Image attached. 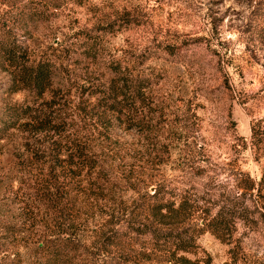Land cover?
Wrapping results in <instances>:
<instances>
[{"label":"rangeland","instance_id":"obj_1","mask_svg":"<svg viewBox=\"0 0 264 264\" xmlns=\"http://www.w3.org/2000/svg\"><path fill=\"white\" fill-rule=\"evenodd\" d=\"M31 31L53 76L38 97L0 71V109L34 112L0 141V263L40 264L41 241L69 229L72 264H175L145 234L119 256L102 241L155 227L159 190L192 205L191 229L237 208L232 243L205 229L178 255L264 264V0H84Z\"/></svg>","mask_w":264,"mask_h":264},{"label":"trees","instance_id":"obj_2","mask_svg":"<svg viewBox=\"0 0 264 264\" xmlns=\"http://www.w3.org/2000/svg\"><path fill=\"white\" fill-rule=\"evenodd\" d=\"M83 1L0 0V4L9 8V11H6V19L0 20V71L5 72L8 77L7 84H5L6 91L14 92L26 89L38 97L43 96L51 84L52 65L43 57L31 56L28 41L31 38L32 25L56 15L67 3L81 4ZM93 49L94 47L88 45L84 54L95 56ZM114 71L118 72L117 70ZM1 86L0 83V88ZM116 88L114 90L112 86L110 90L113 98H116L117 95H125L124 91H121L122 88L119 90L120 93ZM130 92L132 101H134L136 92L134 89H131ZM33 116V109L29 105L9 104L0 109V141L9 130L18 126L21 120ZM238 186L247 188L251 185L245 181ZM149 197L151 201L148 204V214L156 224L155 227L134 231L135 235H132L133 231L125 232L121 230L101 235L102 241L114 246L117 256L122 254L125 247L130 248L133 243L138 242L137 236L139 234L147 235L148 242L153 248L168 252L170 254L168 259L174 260L175 264L195 263L177 253L190 251L197 246V237L205 229L222 241L226 240L227 243H232L230 238L237 210L234 205L222 203L214 212L209 213L206 211L205 217L202 218V225L198 226L197 223L194 226L195 229H191L188 220L194 209L191 208L192 205H189L184 197L176 202L167 201L160 196L159 190ZM69 226H71V223H69ZM66 230L68 232L63 231L49 235L48 238L41 241L43 251L40 264H67L68 261L72 264L70 253L75 252L77 247L74 240L71 239L73 233L69 229ZM228 253L230 261L225 262V264L237 263V253L234 247H230ZM119 261L120 259L117 261L118 264H121Z\"/></svg>","mask_w":264,"mask_h":264}]
</instances>
